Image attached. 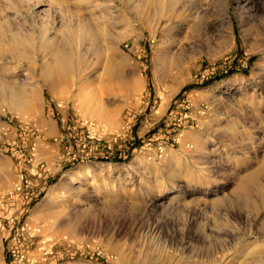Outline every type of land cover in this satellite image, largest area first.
Returning a JSON list of instances; mask_svg holds the SVG:
<instances>
[{
    "label": "rangeland",
    "instance_id": "rangeland-1",
    "mask_svg": "<svg viewBox=\"0 0 264 264\" xmlns=\"http://www.w3.org/2000/svg\"><path fill=\"white\" fill-rule=\"evenodd\" d=\"M59 1L0 0V264H264V0Z\"/></svg>",
    "mask_w": 264,
    "mask_h": 264
},
{
    "label": "bare ground",
    "instance_id": "bare-ground-1",
    "mask_svg": "<svg viewBox=\"0 0 264 264\" xmlns=\"http://www.w3.org/2000/svg\"><path fill=\"white\" fill-rule=\"evenodd\" d=\"M58 6H57V10H59L60 12H68L70 9H69V6L67 3H65L64 1H59L56 3ZM80 5V9H84L83 8V5L82 4H79ZM82 5V6H81ZM71 7V6H70ZM79 7V6H78ZM86 7V6H85ZM88 8V6H87ZM78 9V8H77ZM47 44V43H46ZM46 46V45H45ZM46 48H49L46 46ZM52 51V50H51ZM35 52V51H34ZM37 50L36 52L34 53V55L37 54ZM45 53V52H44ZM52 56L54 57V60L57 64V67L59 70L63 71L65 70L68 71L70 69V56H71V51H62V50H53L52 52ZM50 53V54H51ZM25 57V56H24ZM25 59V58H24ZM30 59V58H29ZM5 82H1L0 81V88L3 87L5 84ZM3 89V88H2ZM14 92V91H13ZM15 93V92H14ZM12 93V94H14ZM81 172V171H80ZM79 172V173H80ZM264 174V171L262 172ZM254 178L256 177H252V179L254 180ZM253 180H251V182H253ZM247 184V183H246ZM262 261L263 259L261 257H252L251 259H249V261H247L245 264H262Z\"/></svg>",
    "mask_w": 264,
    "mask_h": 264
}]
</instances>
